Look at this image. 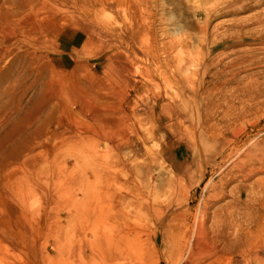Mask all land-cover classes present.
<instances>
[{
    "label": "rangeland",
    "instance_id": "374dc122",
    "mask_svg": "<svg viewBox=\"0 0 264 264\" xmlns=\"http://www.w3.org/2000/svg\"><path fill=\"white\" fill-rule=\"evenodd\" d=\"M0 7L15 15L0 32L42 31L58 48L19 108L2 106L10 75L0 82V264H245L209 233L228 226L235 197L264 190V0ZM51 86L60 108L25 123Z\"/></svg>",
    "mask_w": 264,
    "mask_h": 264
},
{
    "label": "bare ground",
    "instance_id": "6f19581e",
    "mask_svg": "<svg viewBox=\"0 0 264 264\" xmlns=\"http://www.w3.org/2000/svg\"><path fill=\"white\" fill-rule=\"evenodd\" d=\"M229 1L235 2L239 8H246V7H248V4L253 2L254 0H229ZM13 3H14V1H13ZM15 4H16V2H15ZM13 14L14 13H12L9 9H8V11H6V9H5V11H4V9H2L0 7V25H3L4 22L13 21L14 20V16H15V15L13 16ZM262 27H264V26H262ZM251 30H249V31H251ZM34 31L37 34L36 38L26 39L25 36L28 38V37H30L31 33H29L28 31L26 33L25 32L24 33L21 32V35L24 34L25 36L22 35V36H24V38L23 37L22 38H18L17 37V42H16V40L13 37L7 36L8 34L5 35L4 33L0 32V64L3 62V60H4V58L6 56H10L11 57L10 63L8 62V64H7L8 66L6 68H4V67L0 68V72L4 71V74L2 76H0V82L3 79H6L7 76L10 75V79L7 80V85L4 87V90L2 91V94L4 95V97H6V100L2 103V106L5 109L8 106H10V105L12 106V108H9V109L19 108L18 106L20 104V101H21L23 95L34 84H37L39 82V78L42 75L41 71L46 70V67L48 66V61L50 59L49 58L50 50H58V48L55 45H53V43H52L53 40L56 41L55 38L48 39L42 31H38V30H34ZM238 31H239V29H238ZM245 32H246V30H245ZM54 33L58 36V34L56 32H54ZM18 34H20V33H18ZM58 38H61V35H59L57 37V40H59ZM31 40L32 41L34 40L35 42L38 43V44L35 43L38 46L34 45V47H36L35 50L37 49V47L39 48V54H37L38 55L37 58H36V56H34V52H32L30 50V48H29L30 47V43H32ZM4 41L9 42L10 44L9 45L3 44ZM144 49H146V48H144ZM143 52L144 53L141 52V54L145 55L147 58L148 57H153V54H152L151 50L150 51H143ZM141 54L140 53L137 54V53L133 52V56L134 57H140ZM21 61H23V62H21ZM33 61L37 62L36 68H34V70L31 69V66H33L32 65ZM14 63H17V64H21L22 63L23 64L22 70H20L17 73L16 77H14L12 74H10V73H14L15 70H16V69L13 68ZM127 66H128V64H127ZM28 69L31 70L34 73V79H33V81L30 84H28L27 86H24V85H22L23 84L22 79L24 78L25 75H27ZM127 70H128V68H127ZM129 72H130V70H129ZM54 89L55 88L52 89V86L49 87V93L47 94V96L44 95L45 98L42 97L41 100L37 103L36 106L31 107L32 109L25 115V118H24V122L25 123L28 124V122H30L31 119L38 113V111L42 107H44V105H46L47 103H52L53 102L56 111L58 110V108H60V104H61V102L63 100V97H62L63 95H62V93L60 94L58 92H53L52 90H54ZM2 111H4V109ZM0 118H2V115H1ZM41 131H43V130H40V132ZM1 141H2V139H1ZM40 152H41V150H40ZM42 152H43V150H42ZM243 157H245V156H243ZM250 158H251V160L253 162H255L253 157H250ZM242 159H240V160H242ZM256 160H257L258 164L260 162L261 163L264 162V159H262V160L256 159ZM240 162L241 161H239V163ZM246 162H247V160H246ZM248 164H250L249 161H248ZM235 166L237 167V169H241V166H243V165L241 164V165H235ZM246 166H248V165H246ZM9 167H10V165L6 166V168H9ZM262 168H263V166H262ZM243 171H245V170H243ZM248 175L250 176V174H248V173L244 174L245 177H247ZM240 188H241V191H243L245 186L241 185ZM250 190H251V188H250ZM261 192H262V194L260 196L256 197V198H254L255 203H252V204L250 202L245 201V200L242 199V195L243 194H240L239 196L235 197V200H236V202L234 203L235 205L233 206L232 210H230V212L228 213L229 215H231V217L228 218V219H230L229 223H227L228 226L224 225V226H220V228H218V227H215V225H212L211 232L209 233V235L210 234L212 235L211 238L214 241L217 240L218 242L221 243V249L223 251H231L230 252L231 254H232V251H233V253L235 252L236 254H237V252H240L241 254L245 255V264H252V263H254V264L255 263L256 264H264V238H263V236H264V210L261 209L263 203L261 204V202H260V199L262 198L261 196L262 195L264 196V190L261 191ZM216 194H217V192L216 193L209 192V196H215ZM97 211H98V209H97ZM222 223H224V222H222ZM197 231H198L197 233H198V235L200 236V239H201V240L199 239L200 243L203 242V245L205 244L204 245V247H205L207 245L206 241L208 240L207 236H208V232L209 231L207 232L205 229L201 228L200 225H199ZM197 233H196V235H197ZM258 237H259V243L258 244L257 243H253V240L255 238H257V240H258ZM205 239H206V241L204 243ZM211 244H212L213 247H215L214 244H217V243H213L212 242ZM207 247H209V246H207ZM256 249L257 250L260 249L261 250V254L257 253ZM214 250H216V249H214ZM236 264H237V262H236Z\"/></svg>",
    "mask_w": 264,
    "mask_h": 264
},
{
    "label": "crops",
    "instance_id": "0c3cea01",
    "mask_svg": "<svg viewBox=\"0 0 264 264\" xmlns=\"http://www.w3.org/2000/svg\"><path fill=\"white\" fill-rule=\"evenodd\" d=\"M178 172V171H177ZM180 172V171H179Z\"/></svg>",
    "mask_w": 264,
    "mask_h": 264
}]
</instances>
